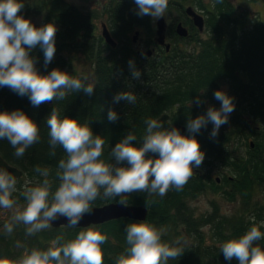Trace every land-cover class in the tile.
I'll return each mask as SVG.
<instances>
[{"label": "trees", "instance_id": "1", "mask_svg": "<svg viewBox=\"0 0 264 264\" xmlns=\"http://www.w3.org/2000/svg\"><path fill=\"white\" fill-rule=\"evenodd\" d=\"M94 1L95 7L84 11L66 0H23L24 8L18 15L28 19L43 14L44 22L53 23L57 28L56 51L47 67L39 46L29 53L36 61L39 73L47 75L53 69H59L75 78L88 77L87 82L94 85V92L87 95L81 90L69 94L64 100L34 107L27 96L22 97L8 87H0V112L22 110L40 129L39 142L28 148L20 158L14 155L15 149L7 139H0V156L22 171L21 178L25 177L24 183L20 182L21 178L16 179L19 182L12 198L26 206L27 201L22 195L25 185L34 187L44 179L34 170L37 166L50 170L51 191L54 192L60 183L56 172L59 160L65 158L66 153L57 146L55 155H51L46 122L53 108L59 118H74L81 124H88L95 135H101L105 140L101 158L111 162L109 153L117 142L130 131L137 137L132 143L141 145L146 134L145 121L156 120L163 113L169 116V126L165 128L182 125L185 130L181 134L190 135L186 128L189 118L206 114L209 107H221V102L214 97L217 90L225 91L232 97L235 108L229 115L228 123L220 127L215 138L210 136L211 122L195 134L205 154L203 162L228 167L233 178H244L246 181L251 180L256 169L258 173L259 168L263 171L261 157L254 154L245 162L239 150L243 146L250 153L264 150V21L256 18L250 22L247 11L236 13L230 0H211L208 5L195 0L194 5L203 14L199 13L203 17V30L207 36L200 37L199 29L192 25V31L182 38L184 46H177L175 41L169 51L161 50L146 56L137 54L129 33L143 27L147 35L151 34L153 18L137 15L135 0H120L107 6L102 4V0ZM98 16L102 20L105 17L116 42L114 47L97 34ZM77 52L91 61V74L76 72L72 67V55ZM130 60L141 72L138 79L132 76ZM123 91L136 95L135 104L125 100L114 102L115 95ZM197 98L202 101L199 105L195 103ZM109 109L117 113L118 119L114 122L107 118ZM248 138L251 140L248 141ZM252 142L253 149L250 147ZM122 166H127L126 162ZM224 178L228 181L227 177ZM250 190L253 191L254 187ZM200 192V180L192 176L181 190L171 188L164 197L146 192L128 195L129 205L147 208L143 221L121 217L87 227H51L34 235L26 234L27 226L23 223L15 224L11 234L0 233V259L8 257L12 260L17 254L14 247L18 244L29 252L32 249L46 250L58 236L63 237L60 241L63 244L74 239L80 231L93 228L108 236L101 246L103 264H116L117 258L128 247L126 226L147 223L165 230L162 242L174 245L175 241L181 240L185 253L177 260H169L168 264H239L235 258L225 260L219 246L229 239L239 238L253 226L251 215L260 221L264 213L257 206L260 209L250 215L240 212L235 216L229 213L231 216H228L223 212L216 213L215 206V211L211 213L196 214L189 201ZM247 192L249 187L244 185L242 194L247 195ZM245 198L243 200L246 201ZM118 199H97L92 207L117 202ZM258 221L255 225L264 232V226ZM10 222L0 220V224ZM257 243L264 247V239Z\"/></svg>", "mask_w": 264, "mask_h": 264}, {"label": "clouds", "instance_id": "2", "mask_svg": "<svg viewBox=\"0 0 264 264\" xmlns=\"http://www.w3.org/2000/svg\"><path fill=\"white\" fill-rule=\"evenodd\" d=\"M135 4L137 15H149L156 20L166 16L169 0H135ZM23 8V0H0V87L27 96L34 107L64 100L81 90L91 95L94 85L87 82L88 77L75 78L59 69L47 75L39 73L29 53L39 46L47 67L56 51L57 28L53 23L37 28L29 19L18 15ZM129 66L133 78L138 79L141 72L131 60ZM214 97L221 102V107H209L206 114L189 118L186 128L190 135H182L175 127L165 128L161 121L147 119L142 144H133L137 137L129 131L111 148V162L101 158L105 144L101 135H95L88 124H81L74 118H59L53 108L46 122L51 155H55L57 146L66 153V157L59 160L56 172L60 183L54 192L51 191L50 170L35 167L44 179L34 187L25 185L22 195L27 204L22 210L17 208L12 222L5 223L4 229L11 234L15 224L23 223L27 226L26 234L34 235L50 229L51 222L61 216L67 218V227H76L86 214H93L92 204L97 199L119 198L118 204L127 207L126 197L132 193L146 192L164 197L171 188L181 190L193 176V167L199 168L205 158L195 134L211 122L210 136L215 138L234 111L233 98L225 91L217 90ZM121 100L135 104L136 95L123 91L114 97V102ZM195 103L199 105L202 101L197 98ZM107 118L114 122L118 116L109 109ZM39 133V126L22 110L0 112V139H7L16 157H23L28 148L39 142ZM148 153L154 155L146 156ZM125 162L127 166H122ZM16 183L15 176L0 170V208L12 210L16 205L12 198L17 191ZM250 219L253 226L242 236L219 246L225 260L235 258L239 264H264V248L257 243L264 239V232L255 225L254 216ZM164 231L147 223L127 225L128 247L116 264H168L169 260L180 258L185 253L181 240L174 245L162 242ZM62 239L58 236L46 250L32 249L19 260L0 259V264H103L101 246L108 240L106 234L88 228L60 244Z\"/></svg>", "mask_w": 264, "mask_h": 264}, {"label": "flooded vegetation", "instance_id": "3", "mask_svg": "<svg viewBox=\"0 0 264 264\" xmlns=\"http://www.w3.org/2000/svg\"><path fill=\"white\" fill-rule=\"evenodd\" d=\"M119 1L120 0H102V4L104 6H107ZM169 1L170 4L168 6L167 14L163 17L165 24L163 44H160L156 41L158 27L157 21L154 19L151 20V34L147 35L143 27H138L134 29L132 33H129V35L131 36L133 48L135 49L137 54L152 56L154 54H157V52L161 50L169 51L172 45H174L175 41L177 46H184L185 44L183 43L185 42L182 38L186 36H181L177 33V25L180 23L188 30V32L192 31L193 26L196 27L193 23L192 17L189 16L185 11V7L189 6V4H187L185 0ZM194 8L195 7H193V9ZM194 10L203 15L198 9L195 8ZM100 22V35L105 42V39L102 36L103 26L107 28L111 37L112 35L106 25L105 17H103V20L101 19ZM166 44L169 45L168 49L166 48ZM249 140H251V138H248V141ZM250 147L251 149L254 148L253 142L250 143ZM242 154L244 155L245 162H247V160H250L251 156L255 154L261 157L262 163L264 164V150H260L259 153H250L245 149L242 151ZM193 171V176H197L201 183V192L194 198L197 199V197H203V195L212 194L213 197H218V200L220 199L218 201L213 198L214 200L210 201V213L215 211V206H217V211L215 212L222 213V204L220 205L221 201V203L231 206L230 210H228L230 214H235L238 210H242V212L250 215L252 212L255 213L254 211L260 208V210H262V213H264V169L263 171H261V169L259 168L260 173H258V169H256V173L251 176L250 181H246L244 178H233V176L228 171V167L220 166L217 164L211 166L202 162L199 168L193 167ZM21 176L16 177V179L21 178ZM224 177H227L228 181H225ZM212 181H214V183ZM244 185H248L249 187V193L247 192V195H244L245 193L242 194V192L244 191ZM250 187H254V190L251 191ZM244 197H246V201L243 200ZM243 203H245L246 205H243ZM257 206H259L260 208H258ZM199 214L202 215L205 213ZM251 216L253 217V215ZM2 218L3 217H0V220H2ZM255 221H258L257 218L255 219ZM258 222H264V217H262ZM3 225L4 224L2 223L0 224V233L1 226Z\"/></svg>", "mask_w": 264, "mask_h": 264}, {"label": "rangeland", "instance_id": "4", "mask_svg": "<svg viewBox=\"0 0 264 264\" xmlns=\"http://www.w3.org/2000/svg\"><path fill=\"white\" fill-rule=\"evenodd\" d=\"M66 1H68L71 4L77 5L80 9H82L84 11H89L90 9H93L95 7V5H96V2L94 0H66ZM185 1H186L187 4H189V6H186L185 9L188 8V7H191V5H193L192 8L195 7L197 9V7L194 5L195 4V0H185ZM201 1L204 4L208 5L211 0H201ZM230 2L234 6V10H235L236 13H239L241 11H247L248 20L250 22L255 20L256 18H259V20L264 21V2L263 1L230 0ZM100 18L101 17L98 16L97 20H96L97 34H101L100 20L102 18L101 19ZM28 19L32 23H35V24H37L40 27L42 25L46 24L44 22L43 14L35 15V16L33 15V16L29 17ZM156 21H157V19H156ZM199 31L200 32L198 34H199L200 37L204 38V37L207 36V33L205 32V30L202 29V30H199ZM187 35H188V30H187ZM72 59L73 60H72L71 64H72V67L74 68V70L76 72H79V73H82V74H86V75L91 74L92 63H91V61L89 59H87L83 55V53L77 52L76 54L72 55ZM163 114H166V113H163ZM244 148L245 147L243 146V148H241L239 150V152L241 153L243 150L246 149V148L245 149ZM24 181H25V177L23 176L21 178L20 182L24 183ZM17 182H19V181H17ZM213 198H215V197H213L212 194H206V195H203V197L200 196V197H197V199H195V198L191 199L189 201L190 202L189 204L194 208V211H195L196 214L206 213V212L210 213V205H211L210 201H213L214 200ZM215 199L218 200V197L215 198ZM221 202H220V205L222 204V207H221L222 210L221 211L224 213V215H228L229 216L230 214H229L228 210H230L231 206L223 204ZM243 205H246V204L243 203ZM17 208L22 210L24 208V205L16 203V205L14 206V208L12 210H5V209L1 208L0 209V217H3L2 219L5 220V221L6 220L7 221H11V217L14 214V212L17 210ZM240 212H242V210H238L234 214V216L238 215ZM206 229H210V227H207ZM1 233L2 234H8L6 232V230L4 229V225L1 226ZM261 247L264 248L263 245H261ZM14 250H17V251H14L17 254H16L15 257H13L12 260H19L26 253H30L26 247H23L22 244H18L17 246H15ZM7 259H8V257H7Z\"/></svg>", "mask_w": 264, "mask_h": 264}, {"label": "water", "instance_id": "5", "mask_svg": "<svg viewBox=\"0 0 264 264\" xmlns=\"http://www.w3.org/2000/svg\"><path fill=\"white\" fill-rule=\"evenodd\" d=\"M186 13L190 15L193 19L194 25L199 29H203V17L197 13L192 7H188L185 9ZM32 23V22H31ZM34 26L39 28L35 23H32ZM164 18H160L157 20V36L156 41L160 44L164 43ZM177 33L181 36L187 35V29L181 26L179 24L177 26ZM102 36L105 39V42L108 43L111 46H115V41L110 36L107 28L103 26L102 30ZM169 45L166 44V48L168 49ZM168 114H162L159 116L156 120L161 121L163 123L164 127L169 126L168 121ZM177 129L180 131V133H183L185 130V127L182 125L177 126ZM0 169L6 170L10 174H12L15 177H20L22 175V171H20L17 167L10 165L7 163L1 156H0ZM93 208V214L91 215H85L82 220L79 222L78 226L76 227H87L90 225H96L101 224L106 221L112 220V219H118L121 217H127L135 220L143 221L145 220L148 210L146 207L141 205H129L127 207L121 206L118 204V202H111L107 203L101 206H94ZM52 227H59L63 225L68 224V220L65 217H58L56 220L51 222Z\"/></svg>", "mask_w": 264, "mask_h": 264}]
</instances>
